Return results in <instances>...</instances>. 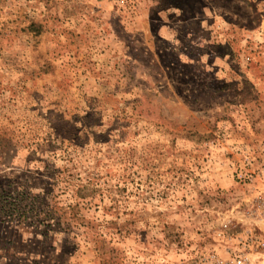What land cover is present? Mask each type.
Masks as SVG:
<instances>
[{
	"label": "rangeland",
	"instance_id": "1",
	"mask_svg": "<svg viewBox=\"0 0 264 264\" xmlns=\"http://www.w3.org/2000/svg\"><path fill=\"white\" fill-rule=\"evenodd\" d=\"M263 163L264 0H0V190L36 208L0 264H174Z\"/></svg>",
	"mask_w": 264,
	"mask_h": 264
},
{
	"label": "built area",
	"instance_id": "2",
	"mask_svg": "<svg viewBox=\"0 0 264 264\" xmlns=\"http://www.w3.org/2000/svg\"><path fill=\"white\" fill-rule=\"evenodd\" d=\"M237 176L249 181L250 206H231L205 220L198 242L174 264H264V165Z\"/></svg>",
	"mask_w": 264,
	"mask_h": 264
},
{
	"label": "trees",
	"instance_id": "3",
	"mask_svg": "<svg viewBox=\"0 0 264 264\" xmlns=\"http://www.w3.org/2000/svg\"><path fill=\"white\" fill-rule=\"evenodd\" d=\"M2 193L0 194V213L3 215H7L8 221H14L15 219H19L22 217L28 210L36 211V208L33 203H31V199L26 196H20L19 192L12 190H0ZM30 195V193H29ZM26 197L29 200L27 206H20L19 203ZM34 197V196H33ZM33 199V198H32ZM31 204V205H30ZM46 229L43 230V233H49L50 231H55L50 228V225H45Z\"/></svg>",
	"mask_w": 264,
	"mask_h": 264
}]
</instances>
